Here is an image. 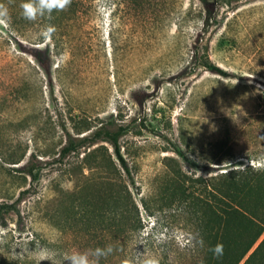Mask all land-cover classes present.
Listing matches in <instances>:
<instances>
[{
    "label": "rangeland",
    "instance_id": "obj_1",
    "mask_svg": "<svg viewBox=\"0 0 264 264\" xmlns=\"http://www.w3.org/2000/svg\"><path fill=\"white\" fill-rule=\"evenodd\" d=\"M95 6L84 39L76 41L83 53L74 57L50 35L35 44L39 26L20 25L24 37L0 19V203L16 206L0 216V263L63 264L64 253L97 244L79 205L97 211L112 170L104 150L85 155L104 145L121 167L107 143L57 161L67 133L124 129L120 142L133 181L122 173L145 226L129 248V264L156 252L180 264L176 256L195 253L189 215L176 205L158 209L160 188L176 168L187 177L188 193L202 198L203 183L194 181L231 168H264V0H222L207 32L198 0H179L158 32L114 20L107 0ZM196 51L229 75L199 67ZM13 153L26 157L10 165L4 160ZM29 160L42 162L32 184L10 171ZM24 190L30 191L18 201Z\"/></svg>",
    "mask_w": 264,
    "mask_h": 264
},
{
    "label": "trees",
    "instance_id": "obj_2",
    "mask_svg": "<svg viewBox=\"0 0 264 264\" xmlns=\"http://www.w3.org/2000/svg\"><path fill=\"white\" fill-rule=\"evenodd\" d=\"M203 11V29L208 31L217 19V8L222 0H198ZM221 1V2H220ZM179 0H107L110 15L114 20L141 22L153 25L155 32L163 31L169 26ZM7 9V21L20 33L23 26H39L40 33L35 44H44L47 35L54 40L57 49L69 52L73 57L81 56L83 46L78 40L84 39L88 20L95 11V0H71L62 10H53L51 16L38 17L29 21L22 15L20 7L22 0H0ZM25 35V32H21ZM25 37V36H24ZM61 43L62 44L61 46ZM44 53L37 50L35 57L40 63H45ZM197 65L213 74L228 76L222 68L212 62L210 57L198 51L193 57ZM90 130L89 127L86 131ZM80 134V133H79ZM124 135L122 127L113 129L102 125L90 135L83 137L66 134V142L60 148L57 161L61 163L73 154H78L84 147L91 148L98 143H107L114 150L115 158L121 170L115 166L112 156L106 146L101 145L85 155V160L97 157L104 150L108 154L109 168L112 176L107 177L109 190L102 198L97 211L91 210L89 203L79 205L81 220L85 226L95 227L97 244L93 247L111 245L113 252L101 260V264H129L131 253L129 248L136 241V236L143 232V224L138 204L136 203L130 183H126L123 172L133 181L128 161L122 153L121 138ZM26 153L10 154L5 162L19 165L25 159ZM264 160V159H263ZM29 160L25 165L10 169L12 173L22 174L25 182L31 184L40 177L42 162ZM226 163H231L230 161ZM220 164V163H218ZM174 170V169H173ZM190 180V179H189ZM192 182V180H190ZM201 181V182H200ZM194 181L203 183L204 197H194L188 193L185 184L187 177L180 168L174 170L169 182L161 187L159 211L165 207L176 205L177 210L189 215L192 222L187 221L190 229L191 242L195 253L185 254L180 264H264V168L262 170L249 165L244 169L231 168L225 172L210 176L207 180ZM30 190L21 192L18 201ZM83 202V201H81ZM148 208L145 201L142 202ZM14 204L0 203V216L13 210ZM94 209V207H93ZM193 219H192V218ZM189 220V221H190ZM189 226V227H188ZM204 241L201 247L200 240ZM221 247L222 258L214 259L211 250ZM146 255V254H145ZM174 259V257H173ZM149 260L157 264H175L166 253H150L144 259L132 264H146ZM176 260V259H175ZM0 264H34L28 261H2Z\"/></svg>",
    "mask_w": 264,
    "mask_h": 264
},
{
    "label": "clouds",
    "instance_id": "obj_3",
    "mask_svg": "<svg viewBox=\"0 0 264 264\" xmlns=\"http://www.w3.org/2000/svg\"><path fill=\"white\" fill-rule=\"evenodd\" d=\"M71 0H22L20 5L22 15L29 21H34L38 17L51 16L53 10H62ZM7 9L0 3V19L6 18ZM201 247L204 241L200 240ZM113 252L111 245L95 247L84 251H71L63 254V264H101V260ZM223 249L217 247L211 250L210 254L214 259L222 258ZM146 264H157L155 260H149Z\"/></svg>",
    "mask_w": 264,
    "mask_h": 264
}]
</instances>
